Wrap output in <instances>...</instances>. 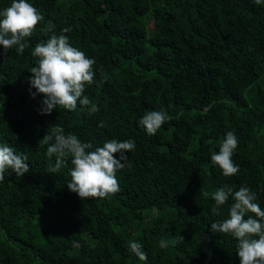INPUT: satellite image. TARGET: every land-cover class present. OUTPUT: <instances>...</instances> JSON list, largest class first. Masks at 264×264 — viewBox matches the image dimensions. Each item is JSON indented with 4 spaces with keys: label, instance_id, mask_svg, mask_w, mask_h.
Here are the masks:
<instances>
[{
    "label": "trees",
    "instance_id": "1",
    "mask_svg": "<svg viewBox=\"0 0 264 264\" xmlns=\"http://www.w3.org/2000/svg\"><path fill=\"white\" fill-rule=\"evenodd\" d=\"M28 2L44 16L26 38L29 47L20 55L0 46V145L23 152L29 164L22 177L8 170L0 182V264H240L237 241L211 232L233 201L214 216V200L199 190L245 186L264 209V3ZM11 3L0 0V10ZM69 26L70 44L96 61L84 95L100 111L89 115L78 103L42 115L43 96L33 98L27 83L31 52ZM152 110L167 119L148 135L138 121ZM53 126L91 143L89 151L133 140L116 173L119 191L81 200L67 188L70 159L50 173L55 156L40 141ZM228 131L238 140L232 159L239 172L231 177L210 159ZM133 240L147 261L129 251Z\"/></svg>",
    "mask_w": 264,
    "mask_h": 264
},
{
    "label": "clouds",
    "instance_id": "2",
    "mask_svg": "<svg viewBox=\"0 0 264 264\" xmlns=\"http://www.w3.org/2000/svg\"><path fill=\"white\" fill-rule=\"evenodd\" d=\"M253 3L261 5L264 0H253ZM42 20L43 14L28 0H12L9 7L0 10V46H3L5 52L15 48L18 54L23 55L29 47L26 38L32 35ZM71 30L70 26L65 27L60 35L53 34L47 41L36 44L32 49L31 55L36 64L29 69L31 76L27 78V83L33 98L37 95L43 96L40 109L42 115H50L55 108L74 111L78 103L87 108L89 115L100 111L84 95L86 86L94 83L93 65L96 61L70 44L65 33ZM32 89L35 91L32 92ZM166 119L164 112L152 110L147 111L138 124L148 135H155ZM100 126H103L102 123ZM40 144L47 145V157L55 156L54 167L48 169L50 173L59 172L70 159L71 179L67 188L81 200L105 198L118 192L116 173L125 167L128 153L135 149V142L131 139H111L102 147L89 151L93 147L91 143L81 142L74 134L66 135L60 126L49 128ZM237 146V137L234 132L228 131L219 151L210 157L212 164L225 177L239 172V167L232 159ZM27 160L28 157L23 152L17 154L13 147L0 145V182L4 180L8 170L21 177L29 172ZM199 193L205 200L209 196L214 200L215 205L211 209L214 216L221 215V206L231 198L233 203L228 218L211 223V232L230 235L237 241L236 254L240 264H264V209L255 202V192L245 186L234 191L225 185L211 193L200 188ZM183 240L182 236L171 242L161 240L159 246L163 249L170 243ZM129 251L140 261H147V253L143 250L142 243L131 241Z\"/></svg>",
    "mask_w": 264,
    "mask_h": 264
}]
</instances>
